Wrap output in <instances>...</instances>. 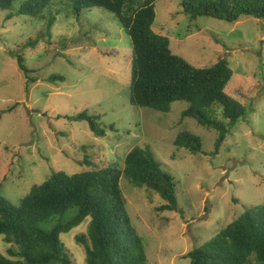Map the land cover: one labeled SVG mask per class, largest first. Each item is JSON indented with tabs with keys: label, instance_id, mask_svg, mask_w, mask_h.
Masks as SVG:
<instances>
[{
	"label": "rangeland",
	"instance_id": "374dc122",
	"mask_svg": "<svg viewBox=\"0 0 264 264\" xmlns=\"http://www.w3.org/2000/svg\"><path fill=\"white\" fill-rule=\"evenodd\" d=\"M23 1L14 0L12 9ZM56 8L49 30L47 18H8L10 10L0 9L2 195L18 204L33 184L54 171L88 169L85 155L123 169L133 147H148L177 182L179 211H158L165 203L162 196L122 171L126 211L151 263L189 264L187 254L235 220L246 205L264 204V22L248 15L236 22L192 19L182 12L181 0L155 2L153 29L169 36L175 55L195 68H209L227 55L233 75L225 92L246 114L214 155L218 131L183 117L185 101L173 102L167 113L130 103L132 42L112 12L94 7L76 15L65 5ZM29 40L33 46H24ZM19 45L35 82L11 55ZM52 74L65 80L50 82ZM83 111L101 115L105 136H96L87 121L69 118ZM184 130L201 140L207 154L174 145ZM89 221L60 234L73 264H86L76 236L86 233ZM10 247L14 244L0 234V253L17 260L9 255Z\"/></svg>",
	"mask_w": 264,
	"mask_h": 264
},
{
	"label": "trees",
	"instance_id": "16d2710c",
	"mask_svg": "<svg viewBox=\"0 0 264 264\" xmlns=\"http://www.w3.org/2000/svg\"><path fill=\"white\" fill-rule=\"evenodd\" d=\"M156 1L24 0L12 9L14 0H0V9L10 10L8 18H47V30L56 20L54 9L58 5L69 7L76 15L94 7L112 12L132 42L130 103L167 113L173 102L185 101L188 105L183 117L218 131L212 152L218 154L231 128L246 114V108L225 92L233 75L227 55L209 68H195L175 55L169 36L153 29ZM181 6L192 19L206 16L236 22L248 15L264 22V0H181ZM33 44L29 40L24 46ZM20 47L11 55L26 78L35 82L30 75L34 70L27 66ZM57 80L65 78L52 74L48 79ZM11 110L12 107L7 109ZM69 118L87 121L96 136L106 135L101 115L83 111ZM174 145L191 153L207 154L201 140L187 130L178 133ZM84 157L88 169L72 174L54 171L48 179L33 184L18 204L2 195L0 181V234L7 243L14 244L8 248L9 255L18 258L13 260L0 253V264H73L60 234L68 233L87 218L90 221L86 233L76 236L85 249L86 264H153L130 222L120 177L123 171L133 183L159 193L165 203L158 211H179L175 178L161 168L148 147H133L124 159L123 169L106 159L95 163L91 155ZM245 207L235 220L187 254L189 264H264V204Z\"/></svg>",
	"mask_w": 264,
	"mask_h": 264
}]
</instances>
